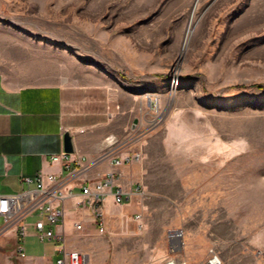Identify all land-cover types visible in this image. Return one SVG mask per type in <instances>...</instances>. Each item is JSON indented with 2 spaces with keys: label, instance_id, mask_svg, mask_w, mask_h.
Wrapping results in <instances>:
<instances>
[{
  "label": "rangeland",
  "instance_id": "obj_1",
  "mask_svg": "<svg viewBox=\"0 0 264 264\" xmlns=\"http://www.w3.org/2000/svg\"><path fill=\"white\" fill-rule=\"evenodd\" d=\"M8 1L4 76L101 75L142 100L126 130L145 149L136 210L103 214V242L76 239L80 252L93 264H204L211 250L221 264H264V0ZM24 50L29 67L6 62ZM169 231L181 233L176 252Z\"/></svg>",
  "mask_w": 264,
  "mask_h": 264
},
{
  "label": "crops",
  "instance_id": "obj_2",
  "mask_svg": "<svg viewBox=\"0 0 264 264\" xmlns=\"http://www.w3.org/2000/svg\"><path fill=\"white\" fill-rule=\"evenodd\" d=\"M10 3L0 0V16L3 7ZM35 46L40 44L35 43ZM29 52L24 50L21 58L16 52L12 56L8 53L5 60L12 63L10 66L14 69L24 70L28 66L26 55ZM3 59L0 57V64ZM97 76L98 81L85 84L67 75L54 81L39 77L34 82L19 83L0 72V194H15L27 189L26 184L20 183L21 177L34 179L39 174L56 177L57 181L47 184V188H64L71 194L62 201L50 200L53 206H62L64 218L46 228L62 234L67 249L87 253L90 252L80 247L76 239L96 245L103 239L95 229L91 208L87 204L79 208L78 203L87 198L82 188L93 186L106 173L112 172L115 183L124 192L132 193L133 199L127 206L135 211V206L131 205L138 197L139 183L145 173L141 157L130 164L114 165L117 157L141 156V151L145 150L141 138L133 141L128 139L126 132L129 122L136 121L137 105L142 100L130 89H119L111 80ZM65 133L70 135L73 151L67 153L66 159L52 162L53 155L65 152ZM102 211L107 219L115 216L119 221L120 209L110 194L105 195ZM35 220V216L23 219L25 257H21L15 252L18 226L5 227L0 218V228L5 227L0 233V264H53L60 257L53 242L38 241ZM76 223H81V231L76 229ZM84 228L88 232L83 233Z\"/></svg>",
  "mask_w": 264,
  "mask_h": 264
},
{
  "label": "built area",
  "instance_id": "obj_3",
  "mask_svg": "<svg viewBox=\"0 0 264 264\" xmlns=\"http://www.w3.org/2000/svg\"><path fill=\"white\" fill-rule=\"evenodd\" d=\"M149 109L152 113H157L159 110V104L157 98L149 99ZM68 154L61 152L58 155H53L51 161H59L66 159ZM140 156L138 154L126 155L124 157H117L114 160L115 166H121L124 164H130L138 161ZM57 181L53 175L44 177L39 174L34 179L28 177H21L20 183L26 184L27 189L20 193L15 194H0V218L4 220L5 227L9 225H17V246L15 252L25 257L24 251V238L26 237V225L23 222L25 217L35 216L34 230L35 236L40 242L51 241L55 244L56 248L60 252V257L53 264H93L88 255L78 251L69 250L66 248L65 239L62 234L55 233L51 228H46V225H53L56 222L63 220L64 209L61 205L53 206L50 203L51 199H57L62 201L66 197L70 196V191L64 188H47V184L51 185ZM34 184V187L29 186ZM116 186L113 191L106 193V190H110L113 186ZM82 194L87 197L85 202L78 203L79 208L82 209L86 204L91 208L93 215V222L97 227L100 234H104L103 226V211L102 203L106 194H110L113 201L117 205H130L133 199L132 193L124 192L120 185L115 183L114 173H106L101 181L93 183V186L87 185L82 188ZM134 220L136 222L141 221V215L135 214ZM0 228L1 231L5 228ZM77 230H81V223H76ZM176 235V236H174ZM181 233L176 231H169L168 238L171 244L173 252L180 249ZM12 264V263H7ZM158 264H186L180 257H169ZM204 264H221V260L213 250L210 251L209 257Z\"/></svg>",
  "mask_w": 264,
  "mask_h": 264
},
{
  "label": "water",
  "instance_id": "obj_4",
  "mask_svg": "<svg viewBox=\"0 0 264 264\" xmlns=\"http://www.w3.org/2000/svg\"><path fill=\"white\" fill-rule=\"evenodd\" d=\"M63 144H64L63 149L66 153H71L73 151L72 145H71V138H70V135L68 133L64 134Z\"/></svg>",
  "mask_w": 264,
  "mask_h": 264
},
{
  "label": "bare ground",
  "instance_id": "obj_5",
  "mask_svg": "<svg viewBox=\"0 0 264 264\" xmlns=\"http://www.w3.org/2000/svg\"><path fill=\"white\" fill-rule=\"evenodd\" d=\"M192 21H193V15L190 17L188 28H187V33L185 37V44L187 43L190 33L192 32Z\"/></svg>",
  "mask_w": 264,
  "mask_h": 264
}]
</instances>
